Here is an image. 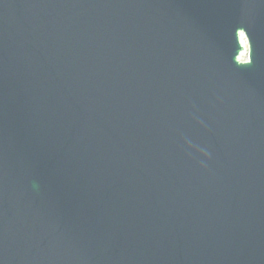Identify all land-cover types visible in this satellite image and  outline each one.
<instances>
[{"label": "water", "instance_id": "95a60500", "mask_svg": "<svg viewBox=\"0 0 264 264\" xmlns=\"http://www.w3.org/2000/svg\"><path fill=\"white\" fill-rule=\"evenodd\" d=\"M0 264H264V0H0Z\"/></svg>", "mask_w": 264, "mask_h": 264}, {"label": "rangeland", "instance_id": "374dc122", "mask_svg": "<svg viewBox=\"0 0 264 264\" xmlns=\"http://www.w3.org/2000/svg\"><path fill=\"white\" fill-rule=\"evenodd\" d=\"M243 44H244V47H245L246 51H244L241 54V56H240L241 61H245L247 59V46H246V42L244 41Z\"/></svg>", "mask_w": 264, "mask_h": 264}, {"label": "bare ground", "instance_id": "6f19581e", "mask_svg": "<svg viewBox=\"0 0 264 264\" xmlns=\"http://www.w3.org/2000/svg\"><path fill=\"white\" fill-rule=\"evenodd\" d=\"M242 44H243V41H242ZM243 46H244V44H243Z\"/></svg>", "mask_w": 264, "mask_h": 264}]
</instances>
